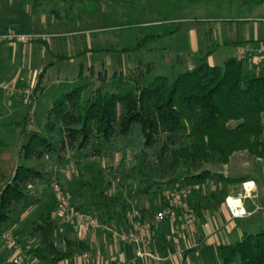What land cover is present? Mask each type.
<instances>
[{
    "label": "trees",
    "instance_id": "obj_1",
    "mask_svg": "<svg viewBox=\"0 0 264 264\" xmlns=\"http://www.w3.org/2000/svg\"><path fill=\"white\" fill-rule=\"evenodd\" d=\"M103 1L133 7L146 0H22L34 16L46 15L62 27L82 20ZM180 26L148 34L139 46L172 36ZM79 84L35 116V130L22 121L17 161L8 167L1 157L8 145L0 138V237L25 227V250L35 262L59 264L89 250L82 240L63 238L53 219L56 201L46 206L52 184L62 185L67 168L76 170L77 184L87 186L85 166L95 167L107 185L97 191L100 222L106 218L129 232L134 207L126 195L163 200L171 188L212 185L208 194L194 192L189 199L204 221L224 205L230 186L243 183L206 167L226 165L237 152L264 160V61L259 72L249 74L245 58L227 59L220 68L203 57L197 68L172 80L157 77L144 88L115 74L108 89L101 86L85 98L86 86ZM102 161L115 163L109 182ZM156 210L139 211L151 218ZM216 255L218 264H264V231L221 245ZM0 264L10 263L0 256Z\"/></svg>",
    "mask_w": 264,
    "mask_h": 264
},
{
    "label": "rangeland",
    "instance_id": "obj_2",
    "mask_svg": "<svg viewBox=\"0 0 264 264\" xmlns=\"http://www.w3.org/2000/svg\"><path fill=\"white\" fill-rule=\"evenodd\" d=\"M255 5V0H203L196 3L146 0L144 2L137 1L133 7H124L112 1H103L100 2L99 8L90 7L83 14L82 20L62 27L53 18L46 15L34 16L30 7L25 5L22 0H2L0 2V25L3 28H15L17 33L25 35L27 37L25 43L41 42L42 39H45L44 36L48 35H57V37L63 35L59 39L69 40L71 54H73L74 47L78 48L76 56L72 60L63 59H68L67 55L70 54L64 46L61 47L60 54L48 50L34 51L31 60L36 66L43 63L46 66L53 65L50 77L44 84H42L43 81L31 86L9 83L18 89V92L13 96L0 90L2 98L0 101L3 105L0 107L2 124L0 138L8 145L1 154L6 163L5 167L17 161L20 134L23 129L22 121L27 119V129L35 130V111L41 114L46 113L57 99L63 94L69 93L78 83L86 86L85 98L101 86L108 89L110 80L115 74L123 75L125 79L133 81L136 87L141 88L146 87L157 77H165L169 80L177 78L200 65V54L208 53L219 45L213 35L209 37L208 31H206L208 24L203 22L204 19L225 21L241 18L250 14ZM175 24H181L180 31L175 35L152 40L139 46L140 41L148 34L157 35L165 28ZM223 28L224 31L229 29ZM193 35H196L197 38ZM190 54L192 56L188 62L187 56ZM58 55L65 57L60 58ZM223 58V54L218 52L215 57L217 67H224ZM62 78L66 80L65 84L54 85L52 83L53 80ZM242 155L244 156H240V158L237 156L235 163L227 169L228 177L242 181H244L243 177L246 179L250 177L257 182V186L264 193V160L256 161L248 154ZM242 159L247 161L245 167L238 166ZM99 166L106 181H111L109 171L114 168L115 163L102 161ZM218 169H222V165L216 166L213 170ZM63 171L65 179L62 185L57 182L52 184L50 201L46 206L50 208L54 206L56 196L53 188L54 185H58L72 201L74 207L89 214L98 223L95 228L87 225H69L63 222L56 211L53 219L59 225L63 238L84 241L94 235L96 250L100 246L99 251L106 248V242L109 244L110 240L120 241L122 229L115 222H108L106 218L100 222L98 218L99 197L97 191L105 189L107 185L103 183L95 167L91 163L85 166L83 183H86L87 186L77 184V172L74 168H67ZM252 183L255 184L254 181ZM110 188V192H113L112 184ZM228 189L229 196H237L243 191V183L234 184ZM254 189L255 186H253V191ZM212 190V185L209 187L200 186L199 190L194 192L203 195ZM167 191L163 193V200L134 195H126V198L129 203H132L133 210L145 209L144 206L147 203L150 208L148 207L146 210L157 209L155 214L167 206V198L164 196ZM134 201L136 203H133ZM189 211L190 220L197 223L198 228L201 227L202 221L190 206ZM260 228H264L261 227L260 220L254 222L249 220L239 225L234 234H238V231L242 233L264 231ZM25 231V227L18 226L9 234L0 237V256L10 264H40L31 259L25 250V239L23 238ZM233 239L231 238V242H234ZM214 244L216 243L214 242ZM88 258H90L89 255ZM207 258L208 260L204 264H218L215 247L210 249Z\"/></svg>",
    "mask_w": 264,
    "mask_h": 264
},
{
    "label": "crops",
    "instance_id": "obj_3",
    "mask_svg": "<svg viewBox=\"0 0 264 264\" xmlns=\"http://www.w3.org/2000/svg\"><path fill=\"white\" fill-rule=\"evenodd\" d=\"M255 7L251 13L241 18H235L233 20H213L204 19L203 22L207 23L208 34L217 39L219 45L213 48L208 53L200 54L201 58L206 57V62L210 66H217L215 57L218 52L223 54V62L230 58L240 57L238 56V50L245 49L246 59V72L249 74L254 73L256 60L264 53V3L258 4L255 0ZM213 24V25H210ZM226 24V25H225ZM212 26V27H210ZM147 27V26H146ZM223 27L229 28L228 31H224ZM8 29L15 28H3L0 25V34L5 33ZM181 26L178 30L180 31ZM17 32V31H16ZM162 33V32H161ZM158 33V34H161ZM205 34V32H204ZM175 35V34H174ZM203 35V34H202ZM61 37L63 35H60ZM57 35L44 36L41 42H27V43H5L0 47V80L10 84H19L24 86L37 85L43 81L42 84L50 77V72L53 70V65L46 66L44 63L36 66L32 59V53L36 50L43 51L48 50L50 52L61 53V47L64 46L70 53L69 40H61ZM68 38L69 35H65ZM197 38L196 35H193ZM58 38V39H56ZM159 39V38H158ZM197 39L194 40L196 43ZM39 44V45H37ZM37 46V47H35ZM76 47L73 48V54H68V59L60 58L64 60H72L77 53ZM38 52V51H37ZM57 55V54H55ZM192 55L187 56V61ZM66 80L57 79L53 80L54 85L65 84ZM1 95V94H0ZM2 98L0 97V100ZM16 102V101H14ZM0 101V107L1 105ZM21 112V111H20ZM41 114L35 111L34 116ZM4 118V117H3ZM3 123V122H2ZM246 152L234 153L228 164L222 165V169L213 170L216 167H207V170L213 173L221 174L227 178V169L229 166L235 163V158L238 156H244ZM258 161V160H256ZM238 163V166H246L247 161L242 159ZM249 177V176H247ZM244 178L245 182H255V189L252 191V195L248 196L244 200V206L249 215L245 218L232 219L223 205L219 210L214 213H207L204 221L201 222V227L198 228L197 223L192 220L185 221L183 214L181 213L174 223L162 222L154 227L152 237V252L161 258L160 262L156 264H204L208 260L210 249L221 245L232 244L231 238L235 242L236 239H241L245 234H256V232L242 233L238 231V234H234L239 225L244 224L245 221L253 220L261 221V227H264V193L261 191L257 182L254 179ZM133 203H136L134 201ZM132 204V203H131ZM148 204L145 203L144 208H148ZM150 208V207H149ZM264 229V228H260ZM240 232V233H239ZM92 235L84 242L89 246V252H84V255L77 256L75 258L65 260L59 264H128L134 257V248L130 245H126L121 240L115 241V239L106 242V248L96 250L95 237ZM216 240V241H215ZM214 242L216 244H214ZM231 242V243H230ZM214 244V246H213ZM88 255L90 258H88Z\"/></svg>",
    "mask_w": 264,
    "mask_h": 264
},
{
    "label": "built area",
    "instance_id": "obj_4",
    "mask_svg": "<svg viewBox=\"0 0 264 264\" xmlns=\"http://www.w3.org/2000/svg\"><path fill=\"white\" fill-rule=\"evenodd\" d=\"M27 37L17 33L13 29H8L5 33L0 34V47L7 42L25 43ZM245 49H239L238 55H245ZM264 61V53L255 63V71L259 72V67ZM0 90H4L13 96L18 92L15 86L0 80ZM252 182L243 183V191L237 196H228L225 200L226 207L232 219L245 218L249 215L244 206V200L250 196L254 185H248ZM200 186H189L185 188H174L165 192L167 206L162 208L151 218H143L139 210H132L129 215V232L122 231L120 240L126 245L134 248V257L129 264H156L161 258L152 252V237L155 226L162 222L174 223L177 217L182 213L184 220L191 219L189 211V199L194 191H198ZM54 194L58 205L57 213L64 223L69 225H87L97 227L98 223L89 214L77 209L72 205V201L63 193L58 185H54ZM5 237V236H4ZM7 237V235H6Z\"/></svg>",
    "mask_w": 264,
    "mask_h": 264
},
{
    "label": "bare ground",
    "instance_id": "obj_5",
    "mask_svg": "<svg viewBox=\"0 0 264 264\" xmlns=\"http://www.w3.org/2000/svg\"><path fill=\"white\" fill-rule=\"evenodd\" d=\"M248 185H253V183H250V184H248Z\"/></svg>",
    "mask_w": 264,
    "mask_h": 264
}]
</instances>
